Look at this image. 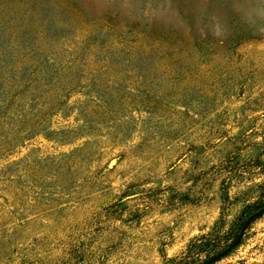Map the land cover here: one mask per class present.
<instances>
[{"label":"rangeland","instance_id":"1","mask_svg":"<svg viewBox=\"0 0 264 264\" xmlns=\"http://www.w3.org/2000/svg\"><path fill=\"white\" fill-rule=\"evenodd\" d=\"M263 205L264 0H0V264H202Z\"/></svg>","mask_w":264,"mask_h":264},{"label":"water","instance_id":"2","mask_svg":"<svg viewBox=\"0 0 264 264\" xmlns=\"http://www.w3.org/2000/svg\"><path fill=\"white\" fill-rule=\"evenodd\" d=\"M262 214H264V205L260 209H258L257 211H255L254 213L249 215V217L244 221V223H243V225L239 231L238 236L230 245H228L225 249H223L222 251L218 252L217 254H215L212 257H210L209 259H207L202 264H211V263L217 261L218 259H220L221 257H223L224 255L231 252L235 247H237L240 244L241 240L244 237L245 231L248 229V227L251 225V223L256 218L261 216Z\"/></svg>","mask_w":264,"mask_h":264},{"label":"trees","instance_id":"3","mask_svg":"<svg viewBox=\"0 0 264 264\" xmlns=\"http://www.w3.org/2000/svg\"><path fill=\"white\" fill-rule=\"evenodd\" d=\"M240 229H241V226H240ZM236 235H237V233H236ZM236 235L234 234L233 237L235 238ZM197 240H199V241H196L195 243H193L191 249L196 250L200 253L208 251L210 248L213 247V244L215 242V239H210V238L206 239V236H201ZM211 264H214V262Z\"/></svg>","mask_w":264,"mask_h":264}]
</instances>
